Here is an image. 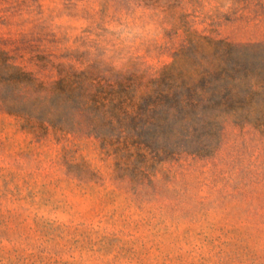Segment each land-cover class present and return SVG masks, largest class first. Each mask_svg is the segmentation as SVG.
<instances>
[{"label": "rangeland", "instance_id": "rangeland-1", "mask_svg": "<svg viewBox=\"0 0 264 264\" xmlns=\"http://www.w3.org/2000/svg\"><path fill=\"white\" fill-rule=\"evenodd\" d=\"M203 35L257 44L264 74V0H0V55L46 86L81 69L146 80L179 49L207 64ZM0 264H264V133L227 121L213 153L133 177L95 136L0 110Z\"/></svg>", "mask_w": 264, "mask_h": 264}, {"label": "trees", "instance_id": "trees-1", "mask_svg": "<svg viewBox=\"0 0 264 264\" xmlns=\"http://www.w3.org/2000/svg\"><path fill=\"white\" fill-rule=\"evenodd\" d=\"M202 37L215 44L207 64L198 52L179 62L185 52L179 49L146 80L144 71L117 70L108 79L81 69L60 71L46 86L2 51L0 110L38 135L53 129L95 136L117 167L133 177L153 173L161 162L183 153H213L227 121L264 133V74L248 51L257 44Z\"/></svg>", "mask_w": 264, "mask_h": 264}]
</instances>
